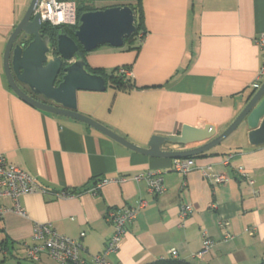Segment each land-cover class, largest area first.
I'll list each match as a JSON object with an SVG mask.
<instances>
[{
    "label": "crops",
    "instance_id": "1",
    "mask_svg": "<svg viewBox=\"0 0 264 264\" xmlns=\"http://www.w3.org/2000/svg\"><path fill=\"white\" fill-rule=\"evenodd\" d=\"M29 1L0 0V155L29 172L42 189L21 197L27 216L12 211L11 197H0V246L5 251L0 250V264H60L47 255L38 261L27 257L23 243H31L34 225L44 222L72 238L85 232L80 241L89 258L102 252L113 234L107 211L141 200L146 204L111 261L146 264L174 257L197 264L261 262L264 145L249 143L247 125L238 128L236 137L233 132L194 156L193 168L183 174L174 169L173 158L137 152L86 122L30 105L11 89L4 70L8 39ZM104 1L96 0L94 6L110 7L99 5ZM141 8L146 35L139 45L136 39L120 48L105 44L84 55L92 70L109 74L128 66L133 88L116 89L106 77L104 91L77 92V111L141 147L154 135L180 134L184 125L221 133L264 80L263 51L256 43L264 33V0H141ZM156 170L164 175L162 194L132 178ZM203 171L223 175L225 181L212 182ZM120 176L129 178L90 191L99 179ZM86 189L71 197L54 195ZM183 204L192 207L185 219L179 216ZM227 233L232 237L225 239ZM206 235L213 247L199 256Z\"/></svg>",
    "mask_w": 264,
    "mask_h": 264
},
{
    "label": "water",
    "instance_id": "2",
    "mask_svg": "<svg viewBox=\"0 0 264 264\" xmlns=\"http://www.w3.org/2000/svg\"><path fill=\"white\" fill-rule=\"evenodd\" d=\"M37 2L31 0L25 15L9 37L4 53L7 81L25 102L46 112L86 122L132 150L154 157L176 159L198 156L220 145L243 123L249 129V143L253 146L264 145V80L237 117L221 133L184 125L178 135L152 136L147 147L138 146L91 117L79 113V90L104 91L107 87L103 75L89 70L81 49L91 52L105 44L123 47L136 31L135 12L129 4L83 12L79 16L75 38L59 32L54 45L53 37L44 33V24L39 14L35 13ZM165 144L188 148L162 149Z\"/></svg>",
    "mask_w": 264,
    "mask_h": 264
},
{
    "label": "built area",
    "instance_id": "3",
    "mask_svg": "<svg viewBox=\"0 0 264 264\" xmlns=\"http://www.w3.org/2000/svg\"><path fill=\"white\" fill-rule=\"evenodd\" d=\"M35 13L39 14L42 23H49L53 26H75L78 24L77 3L73 0H38ZM146 33L141 30L135 35L137 41L141 42ZM256 43L263 51V61L261 66V75H264V33L256 39ZM119 72L127 77H131V71L127 67H120ZM233 155H230L225 163L230 162ZM194 166L192 158H176L174 169L183 174H187ZM207 179L215 183L225 181L223 175H217L211 172L203 171ZM239 172L247 176L243 167ZM127 176L117 178H101L96 185L90 189L91 192L97 193L101 187L111 182H124ZM139 182L145 180L148 190L156 195L162 194L166 190L163 172L160 170L147 171L132 177ZM253 182L252 180H250ZM42 189L35 178L27 171L8 162L5 155H0V197L9 196L12 198V211L27 216L25 208L21 204L23 195L31 194ZM56 197H71V192H55ZM145 201L141 200L136 206H126L123 208H111L107 211L106 219L113 225V234L108 239L102 252L94 254L89 258L83 256L84 251L80 238L85 236V232L80 234V238H72L68 235L58 232L52 223H36L33 228L32 242L23 243L26 248V254L29 260L38 261L42 256L47 255L60 264H118L110 260V256L116 253L123 244V239L128 231V227L138 218V212L144 208ZM192 212V207L188 204L181 205L179 216L182 219L188 217ZM2 210L0 209V218ZM253 233V231H250ZM206 232L204 233V235ZM232 235L227 233L225 239L231 238ZM213 247V241L205 236L203 249L199 253L202 256L208 253ZM0 250H2L0 246ZM3 251V250H2ZM5 253V251H3ZM173 256L177 255V250L172 249Z\"/></svg>",
    "mask_w": 264,
    "mask_h": 264
},
{
    "label": "trees",
    "instance_id": "4",
    "mask_svg": "<svg viewBox=\"0 0 264 264\" xmlns=\"http://www.w3.org/2000/svg\"><path fill=\"white\" fill-rule=\"evenodd\" d=\"M129 5L134 10L135 17H136V20H135L136 31L133 33V35L129 39H127L125 41V44H126V42H129V45H130V43L135 42V39H136L135 35L138 32H140L141 30L145 31V27H144V21H143V12H142V8H141V0H137V3L135 5L134 4H129ZM104 8H106V7H103V9ZM97 9H99V8L95 7L94 4L77 5V16L79 18V16L83 12L97 10ZM78 24H79V22H78ZM78 24L75 26H68V25L53 26L49 23H44L43 31L45 34H50L53 37V44L55 45L56 44V36L59 32L67 33L69 36L75 38V30L77 29ZM135 43L138 45L140 44V42H135ZM125 44H124V46H125ZM132 48H138V46H133ZM81 52L83 55L86 54V52L82 49H81ZM124 67L129 68L128 66H124ZM119 69H120V67L114 69L113 71H111L108 74V73L102 72L99 69H95V70L93 69L92 70L89 68L90 71L103 75L105 77V79L107 77L109 79L110 85L116 89L127 90V89L133 88L132 78L127 77L124 74H122L121 72H119ZM256 88H254V91ZM198 156H200V155H198ZM191 158H193V157H191ZM87 190L88 189L83 190V191L81 190L79 192L75 191V190L74 191L65 190V191L71 192L74 194H78L80 192H85ZM146 264H197V263L187 261V260L177 259L174 257H170V258L158 259V260L146 263ZM257 264H264V259Z\"/></svg>",
    "mask_w": 264,
    "mask_h": 264
},
{
    "label": "rangeland",
    "instance_id": "5",
    "mask_svg": "<svg viewBox=\"0 0 264 264\" xmlns=\"http://www.w3.org/2000/svg\"><path fill=\"white\" fill-rule=\"evenodd\" d=\"M98 1V0H97ZM30 2V1H29ZM77 5H83V4H94L95 1H91V0H77ZM127 2L125 1H115V0H107V1H104L102 3H99V5H102L103 6H116V5H123V4H126ZM129 45V42H126L125 46H128ZM243 125V124H242ZM242 125L240 126V128L242 127ZM239 133V129L236 130L232 135L231 137H236ZM232 139V138H230ZM225 143V142H224Z\"/></svg>",
    "mask_w": 264,
    "mask_h": 264
},
{
    "label": "flooded vegetation",
    "instance_id": "6",
    "mask_svg": "<svg viewBox=\"0 0 264 264\" xmlns=\"http://www.w3.org/2000/svg\"><path fill=\"white\" fill-rule=\"evenodd\" d=\"M38 98H39V99H41V100H43V98H42V97H40V96H38Z\"/></svg>",
    "mask_w": 264,
    "mask_h": 264
}]
</instances>
